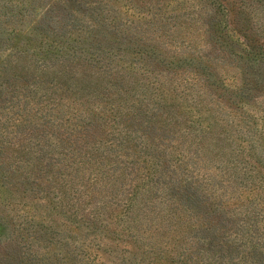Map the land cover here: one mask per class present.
<instances>
[{"label":"rangeland","instance_id":"1","mask_svg":"<svg viewBox=\"0 0 264 264\" xmlns=\"http://www.w3.org/2000/svg\"><path fill=\"white\" fill-rule=\"evenodd\" d=\"M0 264H264V0H0Z\"/></svg>","mask_w":264,"mask_h":264},{"label":"trees","instance_id":"2","mask_svg":"<svg viewBox=\"0 0 264 264\" xmlns=\"http://www.w3.org/2000/svg\"><path fill=\"white\" fill-rule=\"evenodd\" d=\"M93 57V56H92ZM93 59V58H92ZM91 59V60H92ZM77 60H79V62H83V63H86L87 62V57H85V58H79V59H77ZM83 60V61H82ZM94 60V59H93ZM72 63V65H75V62H71ZM87 64H89L88 66H90V65H92L93 64V61H91V62H88ZM76 70H77V68H76V65H75V69H73L72 68V70H64V73H65V75H68V76H70V75H72L73 76V74L76 72Z\"/></svg>","mask_w":264,"mask_h":264}]
</instances>
